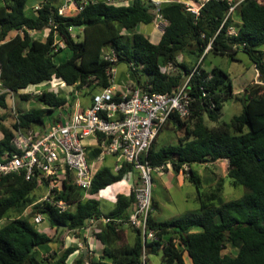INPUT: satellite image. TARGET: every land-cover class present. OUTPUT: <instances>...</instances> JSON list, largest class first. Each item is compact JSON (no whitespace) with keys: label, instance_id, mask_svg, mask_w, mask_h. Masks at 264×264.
<instances>
[{"label":"trees","instance_id":"trees-1","mask_svg":"<svg viewBox=\"0 0 264 264\" xmlns=\"http://www.w3.org/2000/svg\"><path fill=\"white\" fill-rule=\"evenodd\" d=\"M30 1H38V7L30 8ZM71 1L79 9L66 15L59 13L64 0H0V86L4 89L0 108L8 109V91L17 93L45 81L59 79L77 88L87 85L91 91L105 88L110 85L107 71L119 63L127 65L131 88L170 92L187 80L192 97L190 113L182 119L173 116L167 124L183 130V134L177 143L158 149L156 136L146 159L152 168L170 163L174 172L185 171L196 188L199 207L165 220L154 219L150 212L148 228L153 237L143 241L140 230L131 226V240L125 243L121 226L134 202L133 190L128 195L117 194L114 206L106 213L98 193L121 182L131 171L128 164L117 173L107 167L99 169L89 189L95 196L92 198L83 199L82 189L64 183L54 198L76 203L62 212L48 202L36 201L34 179L9 174L0 179V220L10 210L19 215L0 226V264H84L88 253L68 261L79 248L76 243L60 251L49 248L51 242L61 239L39 231L32 221L35 213L42 214L51 228L74 232V238L84 245L89 220L109 218L108 222H97L94 237L103 248L99 259L90 264H145L143 254L158 252L160 264H186L184 252L190 264H264V3L207 0L194 15L179 1L161 2L158 14L166 24L159 40L152 42L137 30L155 18L152 8L156 6L149 0H130L127 4L115 0ZM45 28L49 29L45 39L29 33ZM72 30L78 31L76 36ZM11 31L16 33L6 40ZM55 35L63 42L62 47ZM106 51L113 52L116 61L104 59ZM238 51L246 54L259 78L242 97L234 93L227 71L217 65L210 69L202 66L208 52L234 60ZM63 52L64 57L60 56ZM179 54L185 60L177 61ZM162 67L172 69L162 72ZM21 97L28 98V94ZM37 99L41 107L16 112L10 126L4 123L6 115L0 114V159L13 150L16 130H42L53 121L50 113L67 108L75 96L71 92L67 99L60 92L44 90ZM231 99L241 102V112L229 122L209 126L205 118L217 122L223 103ZM217 160L227 161L231 185L244 186L240 197L222 200V180L203 189L200 175L189 167ZM29 206L32 211L23 216ZM226 247L236 248L237 253L222 254Z\"/></svg>","mask_w":264,"mask_h":264},{"label":"built area","instance_id":"built-area-1","mask_svg":"<svg viewBox=\"0 0 264 264\" xmlns=\"http://www.w3.org/2000/svg\"><path fill=\"white\" fill-rule=\"evenodd\" d=\"M178 1L187 11L198 15L207 0ZM159 4H156V13L163 19L158 14ZM233 8L230 7L229 11ZM104 59L114 62L117 58L113 52H106ZM166 68L162 67L161 71L166 72ZM107 72L110 85L92 91L83 85L81 88L86 92L74 94L75 99L59 120L47 123L42 130H16L12 138L13 150L0 159V179L9 174H22L26 180L34 179L37 187L41 184L47 188L40 203L48 202L62 212L76 203L54 198L55 191H59L64 183L82 189L83 199L92 198L95 196L89 189L99 169L107 167L117 173L128 164L131 171L138 172V182L133 189L134 202L123 223L138 228L143 241L150 240L153 237L152 230L148 228L152 210L151 170L157 168L161 171L164 165L152 168L146 155L152 141L173 116L182 119L189 115L192 97L187 89V80L170 92H149L140 86L131 88L128 84L117 87L113 84L114 67ZM55 81L59 82L58 86ZM128 81L131 82L130 79ZM41 84L49 85V91L56 94L68 86L59 79L31 86ZM64 93L62 91L68 99L71 92ZM41 215L35 213L33 223H41ZM109 220L104 216L93 217L87 229L98 231L97 222Z\"/></svg>","mask_w":264,"mask_h":264},{"label":"rangeland","instance_id":"rangeland-1","mask_svg":"<svg viewBox=\"0 0 264 264\" xmlns=\"http://www.w3.org/2000/svg\"><path fill=\"white\" fill-rule=\"evenodd\" d=\"M117 4H127L130 0H115ZM164 1H178V0H149V3H152L156 6L157 2H164ZM260 2L264 3V0H259ZM38 1H30V8L36 9ZM156 7L152 8V12L155 14L156 21L151 24H140L137 30L149 37V40L152 42H157L160 38L162 30L166 24V21L161 19L157 16ZM61 13L66 15H71L77 12L78 8L75 3L71 0H64L63 4L61 5ZM234 21L238 22V19L234 17ZM234 31V30H232ZM49 32L48 28H45L41 32L30 31V33L35 38L45 39ZM78 31H73L72 33L76 36ZM14 36L12 32L6 36V40L9 37ZM56 43L62 47L63 43L59 40L58 35H55ZM261 49L264 50V45L261 46ZM107 52V51H106ZM66 52H63L60 56H65ZM58 59V58H57ZM177 61L185 60L181 54L177 56ZM213 65H217L227 71L230 75V79L232 82V88L234 93H236L239 97H242L243 94H246L250 86L258 83V74L255 69V66L250 62L248 57L242 51H238L235 55V59L231 60L229 57L226 56H218L214 55L211 52H208L202 66L206 69H210ZM172 67L166 68V72L170 71ZM145 80L146 77H143ZM129 80L127 76V65L125 63H119L114 67L113 72V84L117 87H121L127 84ZM129 82V81H128ZM58 81H55V85L58 86ZM65 89L61 88V92L65 91L64 94H68V92H72L74 94L85 93V88H77L76 85H68L64 87ZM49 91V85H42L41 86H29L25 89L19 90L17 93L8 91L6 101H7V108L8 109H1L0 114L6 115V119L4 121L6 126L12 125L14 121L15 113L18 111H26L31 107H41L37 95H39L42 91ZM4 91L0 86V92ZM28 94V98H22L21 95ZM242 105L241 102L237 100H228L223 103L222 108L220 110L219 119L217 122L209 121L205 118V122L209 126H215L217 123L220 122H229L231 118L239 114L241 112ZM67 109L64 108L63 111L55 109L52 113H50V117L52 116L53 120L55 117L59 120L62 118V114ZM60 114V115H59ZM177 127H172L171 125H166L157 135L155 139V148H159L166 144H175L177 143V139L180 135L183 134V130H176ZM2 134L0 133V138ZM192 170L198 173L202 180L203 189H207L213 186L218 180H222V191H221V198L224 201L232 200L240 197L243 192L245 191L244 186L238 185L234 186L230 184V180L227 177V168L228 164L226 160H217L212 163H195L189 166ZM184 169H188L187 166H184ZM160 170L152 169L151 170V202L153 201V208L151 210V215H155L158 220H164L169 217H176L188 210L196 209L199 207L198 199H196V188L192 183L185 182L182 179H186L185 171H180L176 173L172 170L171 164L167 163L163 166ZM161 174H160V173ZM138 172L133 170L130 174H126L124 176V186L125 187L131 180H134L131 189L133 190L135 187V183L138 182ZM180 183V184H179ZM118 187V184H114L109 186L108 188L102 190L98 193V199L100 201V207L104 213L108 212L110 208H112L113 203L112 201L106 199L105 196L112 198V193L110 189L114 190ZM130 189V190H131ZM128 191V189L126 190ZM47 193V188L44 185H38V187L34 190L33 195L36 198L37 202H40L41 198ZM123 193V192H120ZM188 196V197H187ZM152 204V203H151ZM131 209V207H130ZM32 211V207L26 208L23 211V216L27 215ZM129 213V210H128ZM19 213L15 210H10L4 218L0 220V226L7 222L10 218L18 216ZM34 216V215H32ZM89 225V223H88ZM87 225V227H88ZM35 227L42 232H45V227L47 233L55 239L59 237L58 241H53L49 244V248L53 251H60L62 248L66 247L67 245L73 244L74 232L70 231H62L63 227L60 228L59 232L55 228H51L48 226V223L45 218H43L42 222L39 224H35ZM85 228V233L89 234L91 239H94L93 244L97 249H99L100 244L97 243L98 241L95 240L94 231L92 228L87 229ZM124 231L122 232V241L129 242L131 240V226L127 223H122ZM127 229V231L125 230ZM46 233V232H45ZM81 242V241H80ZM122 242V243H124ZM86 245H81L83 247ZM99 252V253H98ZM222 254L228 253L230 255H235L237 253L236 248L226 247L222 250ZM101 251L93 250L92 253L87 257H85L84 264H90L91 260H98L100 257ZM80 255V254H79ZM184 261L186 264H190L191 260L184 252L183 254ZM73 260L72 257H69L68 261L71 263ZM143 261L145 264H160L161 262V253L158 254H143Z\"/></svg>","mask_w":264,"mask_h":264},{"label":"crops","instance_id":"crops-1","mask_svg":"<svg viewBox=\"0 0 264 264\" xmlns=\"http://www.w3.org/2000/svg\"><path fill=\"white\" fill-rule=\"evenodd\" d=\"M37 5V4H36ZM13 34H15L16 33V31H11ZM41 32V31H40ZM29 33H30V31H29ZM31 34V33H30ZM9 35V34H8ZM32 35V34H31ZM33 36V35H32ZM9 38H11V37H9ZM8 38V39H9ZM62 42V41H61ZM63 43V42H62ZM64 45V44H63ZM161 173L163 172V171H160ZM159 172V173H160ZM160 173V174H161ZM127 174H130V172L129 173H127ZM124 179V178H123ZM121 180V182L119 181L118 183L116 182V183H114V184H118V187H116L114 190H112V189H110V192L109 193H112L111 195H112V198L111 197H108V196H105L106 194L104 193V197L106 198V199H108V200H110V201H112V203H113V206H114V202H115V200H116V195L117 194H120V192H123V193H121V194H124V195H128L129 193H130V189H131V186L133 185V182H134V180H131L125 187H123L125 184V182H124V180ZM183 181H185V182H189L188 180H184V179H182ZM190 183V182H189ZM113 184V185H114ZM180 184V183H179ZM112 186V185H111ZM128 189V191H126ZM188 197V196H187ZM196 199H197V197H196ZM112 206V207H113ZM130 208V207H129ZM129 208L127 209V211L129 210ZM111 209V208H110ZM175 217V216H174ZM153 218L154 219H156V220H158L156 217H155V215H153ZM170 218H173V217H169V218H166V219H170ZM165 220V219H164ZM48 227H45L44 229L45 230H43V231H45L46 233H47V231H46V229H47ZM48 234V233H47ZM49 235V234H48ZM85 237H86V247L85 246H83V247H81V245H83V243L82 242H80V240H78V239H75V238H73L74 240H73V243H76L77 245H78V249L70 256V257H72L73 258V260L74 259H76L78 256H79V254H83V256L85 257L86 256V254L88 253L89 255L92 253V251L93 250H97V251H101V249L103 248V245L100 243V241L99 240H97L96 238H95V240L96 241H98L97 243H99L100 244V247H99V249H97V247H95V245L93 244V241H94V239H91V237H89V234H87V233H85ZM83 251H85V253L83 252ZM99 253V252H98ZM72 260V261H73Z\"/></svg>","mask_w":264,"mask_h":264},{"label":"water","instance_id":"water-1","mask_svg":"<svg viewBox=\"0 0 264 264\" xmlns=\"http://www.w3.org/2000/svg\"><path fill=\"white\" fill-rule=\"evenodd\" d=\"M60 228H61V227H59L58 232H59ZM83 252L85 253V251H83Z\"/></svg>","mask_w":264,"mask_h":264}]
</instances>
